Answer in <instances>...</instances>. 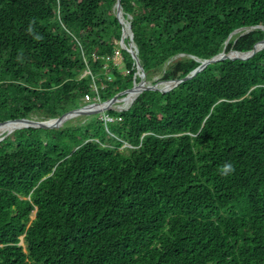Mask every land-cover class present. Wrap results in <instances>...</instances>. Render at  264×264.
I'll use <instances>...</instances> for the list:
<instances>
[{"label":"trees","instance_id":"obj_1","mask_svg":"<svg viewBox=\"0 0 264 264\" xmlns=\"http://www.w3.org/2000/svg\"><path fill=\"white\" fill-rule=\"evenodd\" d=\"M117 1L0 0V123L59 118L94 87L103 101L133 87ZM121 5L148 80L184 79L193 57L264 26V0ZM263 40L257 29L227 52ZM108 114L117 121L0 136V264H264V49Z\"/></svg>","mask_w":264,"mask_h":264},{"label":"clouds","instance_id":"obj_2","mask_svg":"<svg viewBox=\"0 0 264 264\" xmlns=\"http://www.w3.org/2000/svg\"><path fill=\"white\" fill-rule=\"evenodd\" d=\"M118 2V1H117ZM115 14H116V17L118 18V20H119V22H120V24L122 25V27H123V33H122V38H121V40L119 41V42H117V44H118V46L121 48V49H125V50H127L130 54H131V56H132V58H133V60L135 61V68H136V73H135V76H134V85H133V87L131 88V89H133L135 86H138L140 83H141V81H144V84H145V87H149V86H155V85H157L158 87H159V85L160 84H166V86L165 87H163V88H167V87H170L171 85H172V83H174L175 81H178V80H171V81H161V78H160V82H157V83H149L148 81V79H147V76H146V73H145V70H144V67H143V65H142V67H143V69L141 70L139 67H138V64H137V61L134 59V57H133V55H134V52H136L137 53V56H138V58H139V49H138V47H137V45H136V43H135V41H134V33H133V30H132V23H131V16H126L125 14H124V12H123V9H122V5H121V15H120V17H118V14H117V3H116V5H115ZM257 29H260V30H263L264 31V26H253V27H250V28H241V29H238V30H235L230 36H229V38L227 39V41H226V43H225V48H224V50L220 53V54H222L223 52H225L226 54H229L230 55V57H231V59L230 60H237V59H240V58H242V57H239V58H236L237 56H239V54L238 53H240V54H242L241 52H237V51H230V52H227V45H228V43H229V41L230 40H233L234 38H236V37H238V36H240V37H242V36H244V35H246V34H248V33H250V32H252V31H254V30H257ZM264 41V40H263ZM262 42V41H261ZM260 42V43H261ZM260 43L258 44V46L257 47H259V45H260ZM256 47V48H257ZM255 48V49H256ZM254 49V50H255ZM264 49V48H263ZM261 51V50H260ZM252 52V51H251ZM247 53H249V52H247ZM116 54H117V56H118V58L122 61L121 63H124V59H123V57H122V55H121V53H120V50H119V48L115 51V54H114V57L112 58V60L113 59H115V57H116ZM133 54V55H132ZM219 54V55H220ZM219 55H217V56H219ZM93 56H96L95 54L93 55ZM184 57H186V55H184V54H180V55H177V56H175V57H173V58H171L170 60H169V62H167V64H166V66H165V68L166 67H168L170 64H172V63H174V62H176L178 59H181V58H184ZM216 57V56H215ZM194 59H196L198 62H200L201 64H200V66L205 62V61H207V60H201V59H197V58H195V57H193ZM214 58V57H213ZM108 60H109V57L107 58ZM139 60H140V58H139ZM208 60H210V59H208ZM225 60H228V59H225ZM221 61H223V60H221ZM220 62V61H219ZM140 63H141V61H140ZM217 63V62H216ZM214 64V63H213ZM116 65V64H115ZM209 65H211V64H209ZM117 66H120L119 64H117ZM199 66V67H200ZM198 67V68H199ZM109 68H108V65H105V70H106V72H108L109 70H108ZM196 70V69H195ZM194 70V71H195ZM202 72V71H201ZM125 73L126 74H129V71L128 70H125ZM141 73L143 74V75H141ZM189 76V75H188ZM110 79V78H109ZM193 79V78H192ZM182 80V79H181ZM191 80V79H190ZM187 81V80H186ZM185 82V81H184ZM183 83V82H182ZM181 84V83H180ZM179 84V85H180ZM177 87V86H176ZM130 90V89H129ZM126 91H128V90H126ZM126 91H123V92H126ZM146 91H159V90H146ZM93 92L96 94V95H92L93 97L92 98H88L87 99V104H85L84 106H82V107H80V108H84V107H86V106H96V105H98V104H100V105H103L104 106V104L105 103H108V102H110L113 98H115L116 96H118L119 94H121V93H123V92H121V93H118L115 97H113L112 99H110V100H107V101H103L102 100V98H101V96H100V94H99V90H98V88H96V87H94L93 88ZM145 92V91H144ZM160 92H162V91H160ZM129 93H132V92H127L126 94H122V95H120L118 98H119V102H116V103H114V104H112L111 106H110V109H104V110H102V111H95L97 108H94L93 109V111H90L91 113H88V114H83L82 116H94V115H102V119L104 120V122H105V124L107 125L108 123H114L115 121H117V119L116 118H113V117H111L109 114H108V112H110V111H116V112H119V113H121V112H126V111H128L130 108H131V106L133 105V103L136 101V99L138 98V96L140 95V94H138L136 97H135V100L134 101H132V103L129 105V106H127V107H125V108H122V109H127V110H122V109H120V111L118 110V109H116V108H118V107H120V106H115V105H117L118 103H120V101L121 100H124L126 97H127V95L129 94ZM143 93V92H142ZM141 93V94H142ZM164 93V92H163ZM80 108H78V109H80ZM75 110H77V109H75ZM73 111V110H72ZM64 116V115H63ZM81 116V115H80ZM62 117V116H61ZM61 117H59V118H61ZM77 117H79V116H77ZM106 118H108V119H106ZM55 119H58V118H55ZM20 120H23V119H20ZM25 120H37V121H42V120H39V119H37V118H32V119H25ZM50 120H52V119H50ZM50 120H43V121H50ZM9 121H17V120H9ZM68 121H70V120H68ZM7 122V121H6ZM1 123H4V122H1ZM66 123V122H65ZM64 123V124H65ZM63 124V125H64ZM62 125V126H63ZM62 126H60V127H62ZM0 127H3V125L1 126L0 125ZM106 127V126H105ZM57 128H59V127H57ZM107 128V127H106ZM53 129H56V128H53ZM108 131V130H107ZM14 132V131H13ZM10 133H12V132H9V131H7V132H5L4 134H2V135H0V136H3V135H6V134H10ZM127 147H130V145H128L127 144ZM229 169H231V165L229 164V165H225V172H227V170H229ZM34 219V218H33ZM24 243V241H23V238H22V240H21V243ZM25 244V243H24ZM22 245V244H21ZM23 246V245H22ZM24 247H26V245L24 246Z\"/></svg>","mask_w":264,"mask_h":264},{"label":"water","instance_id":"obj_3","mask_svg":"<svg viewBox=\"0 0 264 264\" xmlns=\"http://www.w3.org/2000/svg\"><path fill=\"white\" fill-rule=\"evenodd\" d=\"M117 14H118V17H120V15H121V0H118V2H117ZM263 48H264V41H262L260 43L259 47H257L252 52L242 53V54L238 53L239 56H237L236 58H239V57L250 58L253 55H255L257 52L262 50ZM133 57L137 61L138 67L142 70L143 67L140 63V60H139L136 52H134ZM225 59H231V57L229 54H226L225 52H223L219 56H216L210 60L205 61L199 68H197L195 71H193L189 76H187L186 78H184L182 80L175 81L174 83H172V85L170 87H167V88H159L157 85L145 87L144 81H141V83L138 86H135L133 89H130L126 92L119 94L118 96L113 98L110 102L105 103L104 106L100 105V104L96 105L95 107L93 105L92 106H86L84 108L73 110V111L65 114L61 118L52 119L50 121H37V120H25V119H23V120H17V121H7L4 123H0V125L12 127V129H10L9 132H13V131L20 130V129H27V128H39V129L57 128L72 118H75V117L83 115V114L91 113L90 111H93L94 108H97L95 111H102L104 109H110V106L112 104L119 102L118 97L122 94H126L127 92H136L138 95V94H141L142 92H144L146 90H159V91H162L164 93H167V92L171 91L173 88H175L176 86H178L180 83L194 78L198 73L203 71L209 64H213V63L219 62L221 60H225ZM122 110H127V109H122Z\"/></svg>","mask_w":264,"mask_h":264},{"label":"rangeland","instance_id":"obj_4","mask_svg":"<svg viewBox=\"0 0 264 264\" xmlns=\"http://www.w3.org/2000/svg\"><path fill=\"white\" fill-rule=\"evenodd\" d=\"M113 61H114V64H119L120 65V68L122 69V71H123V73H125V69L123 68L125 65L123 64V63H121L122 61L118 58V56H117V54H116V57H115V59H113ZM164 73V71H161V70H159L158 71V73H156V74H154L153 76H152V80H149L148 82L149 83H157V82H160V78H161V76H162V74ZM126 74V73H125ZM141 75H143L142 73H141ZM166 86V84H160L159 85V88H163V87H165ZM122 103L120 102V103H118L117 105H115V106H120V107H118V108H116V109H118L119 111H120V109H122V108H125V107H123V105L124 104H122ZM82 115L81 116H79V117H75V118H72V119H70V121L72 122V125H83L85 122H86V119H84L85 117H82ZM106 119H108V118H106ZM62 126V125H61ZM127 147V144L125 143V145H124V147L122 148V149H124V148H126ZM34 218V217H33ZM23 246H25V244L22 242L21 243Z\"/></svg>","mask_w":264,"mask_h":264},{"label":"bare ground","instance_id":"obj_5","mask_svg":"<svg viewBox=\"0 0 264 264\" xmlns=\"http://www.w3.org/2000/svg\"><path fill=\"white\" fill-rule=\"evenodd\" d=\"M136 96H137V93L132 92L128 97H126L124 100H121L120 102L124 104L123 107H127L132 103V101L135 99ZM10 129H12V127L10 126L0 127V135L4 134L7 131H10Z\"/></svg>","mask_w":264,"mask_h":264}]
</instances>
